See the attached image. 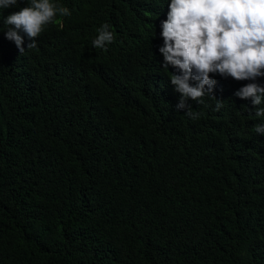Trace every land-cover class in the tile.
<instances>
[{
  "label": "trees",
  "instance_id": "1",
  "mask_svg": "<svg viewBox=\"0 0 264 264\" xmlns=\"http://www.w3.org/2000/svg\"><path fill=\"white\" fill-rule=\"evenodd\" d=\"M21 53L0 10V264H264L256 81L218 73L198 119L164 69L170 0H50ZM115 34L94 48L98 29ZM252 110V114H249Z\"/></svg>",
  "mask_w": 264,
  "mask_h": 264
},
{
  "label": "clouds",
  "instance_id": "2",
  "mask_svg": "<svg viewBox=\"0 0 264 264\" xmlns=\"http://www.w3.org/2000/svg\"><path fill=\"white\" fill-rule=\"evenodd\" d=\"M17 3L18 0H0V10ZM57 14L68 16L71 12L50 0H30L28 6L3 19L8 26L7 39L14 41L21 53L25 51L24 36L30 41L27 48H35L36 38L55 22ZM110 27L104 23L97 30L94 48L107 51V46L114 43ZM161 29L164 43L159 52L164 57L163 67L179 70V74L170 73L171 84L181 94L176 109L193 120L200 113L193 110L189 99L204 104L203 98L210 97L216 102V111L224 105L214 95L217 82L211 78L213 74L236 81L264 77V0H170ZM235 96L251 99L255 116L264 117V86L249 83ZM254 132L264 135V123L256 124Z\"/></svg>",
  "mask_w": 264,
  "mask_h": 264
}]
</instances>
